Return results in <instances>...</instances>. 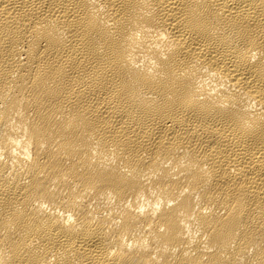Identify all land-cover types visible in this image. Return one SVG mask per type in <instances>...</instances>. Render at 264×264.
I'll use <instances>...</instances> for the list:
<instances>
[{"label": "bare ground", "instance_id": "obj_1", "mask_svg": "<svg viewBox=\"0 0 264 264\" xmlns=\"http://www.w3.org/2000/svg\"><path fill=\"white\" fill-rule=\"evenodd\" d=\"M0 264H264V0H0Z\"/></svg>", "mask_w": 264, "mask_h": 264}]
</instances>
